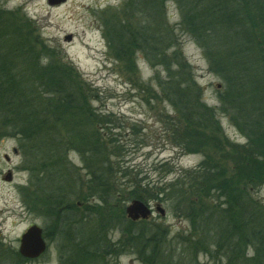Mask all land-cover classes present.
I'll use <instances>...</instances> for the list:
<instances>
[{
	"label": "rangeland",
	"instance_id": "obj_1",
	"mask_svg": "<svg viewBox=\"0 0 264 264\" xmlns=\"http://www.w3.org/2000/svg\"><path fill=\"white\" fill-rule=\"evenodd\" d=\"M244 1L255 22L264 62V0ZM157 5L150 0H66L58 5L48 0H0V39L10 36L22 45L18 56L22 61L29 55L27 43L37 53L34 63L52 61L71 73L88 107L107 123L102 139L113 144L107 151L108 185L116 192L118 186H136L134 190L145 194L142 201L152 209L149 218H130L128 191L106 204V192L89 189L87 156L76 149H69L66 157L79 186L77 194L67 185L58 191L65 205L51 208L28 171L34 159L24 156V141L0 118V264H147L128 240L130 232L147 224L175 239L181 253L176 259L182 264H236L244 254L254 253L250 247L233 256L230 242L223 245L221 261L216 246L192 242L194 221L204 208L195 200L192 186L200 178L209 193L201 189L204 203L233 206L237 215L241 212L231 203V195L252 204L255 228L264 230V111H259L264 106V72L247 90L230 87L231 80L220 74L216 64L212 66L185 26L176 0H157ZM160 23L174 41L169 43L166 65L156 41L145 31L151 24L154 35ZM174 52L190 64L185 71L200 86V102L214 108L207 128L194 127L202 147L186 141L180 131L172 132L169 124L170 118L176 123L183 118L179 104L167 100L161 88L178 66ZM13 64L10 71L19 78L36 66L17 71L16 61ZM32 94L44 97L37 91ZM172 182L175 193L153 194ZM33 225L43 229L48 249L38 258H25L19 252L21 237ZM197 235L207 242L206 234ZM81 249L90 251L88 259L75 258Z\"/></svg>",
	"mask_w": 264,
	"mask_h": 264
},
{
	"label": "trees",
	"instance_id": "obj_2",
	"mask_svg": "<svg viewBox=\"0 0 264 264\" xmlns=\"http://www.w3.org/2000/svg\"><path fill=\"white\" fill-rule=\"evenodd\" d=\"M150 1L158 8L157 0ZM176 2L185 26L192 32L197 44L204 49L211 64H216L220 74L231 80L230 87L236 85L242 90H247L255 85L260 72L262 78L264 72L262 49L255 38L257 34L254 30L255 22L244 0H176ZM166 29V26L160 23L159 32L156 31L152 35V25L145 28L146 36L149 35L156 41L154 42L156 49L162 60L166 61L165 65L169 58L167 53L169 43L174 42ZM142 38L145 39L143 35ZM15 41L10 36L0 39V118L24 141V156L34 159V162L29 161L28 171L32 174L36 187L45 194L43 200H50L51 208H54L55 204H63V196L58 194V191L65 190L67 185L77 194L79 186L73 180L74 175L70 171L72 164L66 157L69 149H76L87 156L89 163L87 169L89 176L92 177L88 187L92 190L98 189L102 195L106 192L107 196L104 199L106 204L111 202L110 199L117 200L118 196L126 191L129 192L126 199L144 200L145 194L134 190L136 188L134 185L125 186L130 190L118 186L117 192L108 185L111 159L107 151L113 144L106 138L102 139L104 137L102 132L107 123L88 107L71 73L64 70V67L52 64V61L46 64L34 63V56L37 53L34 46L26 42L29 55L22 58L24 59L22 61L18 56L23 46L19 47ZM18 48L19 51L15 53ZM176 53L174 52L173 56L178 63L176 71L173 70L169 74L171 77L166 79L167 83H161V88L167 100L175 105L179 104V111L183 115L181 122L176 123L174 118L169 119L172 132L180 131L186 141L189 140L192 145H196L203 141L194 127H204L207 120L214 115V108L200 102V95L197 92L200 86L194 77L185 71L186 65L191 66L182 55L176 56ZM14 61L17 71L26 69L28 65L30 68L31 64L36 66L30 74L19 78L11 73L9 68L14 65ZM34 74H38L36 78ZM36 91L41 97L45 92L42 97L44 101L36 94H32ZM40 100L42 102L38 104ZM259 108V111H264L263 105ZM203 143L199 146L202 147ZM212 182L214 181H208L210 184ZM45 184L46 187L49 186V194L45 190ZM218 186L224 188V185ZM174 189L175 182L165 183L153 194L157 196L171 194L175 193ZM201 189L209 194L200 178H195L192 191L196 190L195 200L204 208L194 221L192 242L216 246V257L221 261L224 259L220 252L225 244L233 242V245H230L233 256H238V253L251 247L254 253L251 256L244 254L242 259H239L241 262L236 264H264V230L262 227L255 228L256 220L250 209L253 207L252 204H246L239 197L231 195V203L233 202L241 212L237 215L233 206L226 207L215 201L204 203ZM55 198H58V201ZM217 209L222 214H219ZM215 214L218 215V219L214 218ZM197 233L206 234L207 242H203L204 238L199 239ZM128 240L133 252H137L141 261L147 264H182L181 260L176 259V256L181 255L177 253L179 245L175 244V239L171 235L168 236L164 229L147 224L138 232H130ZM76 247H80L78 243ZM81 250L83 253L76 252L75 258L88 259L90 251ZM229 260L232 261L233 257H229Z\"/></svg>",
	"mask_w": 264,
	"mask_h": 264
},
{
	"label": "water",
	"instance_id": "obj_3",
	"mask_svg": "<svg viewBox=\"0 0 264 264\" xmlns=\"http://www.w3.org/2000/svg\"><path fill=\"white\" fill-rule=\"evenodd\" d=\"M51 5H58L66 0H48ZM9 160V157L6 156ZM8 180L12 179L10 173L7 177ZM159 210L160 207L157 206ZM126 211L128 216L132 219L149 218L152 215V209L140 199H134L127 206ZM47 250V242L43 236V229L38 225L31 226L26 233L21 237V244L19 252L25 258H38Z\"/></svg>",
	"mask_w": 264,
	"mask_h": 264
}]
</instances>
